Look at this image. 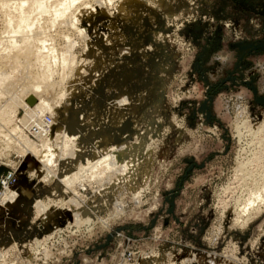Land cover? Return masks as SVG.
Instances as JSON below:
<instances>
[{
  "label": "rangeland",
  "instance_id": "rangeland-1",
  "mask_svg": "<svg viewBox=\"0 0 264 264\" xmlns=\"http://www.w3.org/2000/svg\"><path fill=\"white\" fill-rule=\"evenodd\" d=\"M129 3L75 5H100L79 26L101 23L104 9L122 31L118 45L107 29L72 28L50 30L46 43L56 52L52 102L70 101L63 111L79 119L78 147L104 142L106 183H79L77 202L46 201L58 175L0 138V264H264V209L247 215L237 205L241 188L264 175V0ZM9 36L0 27V39ZM139 143V167L123 178L121 155Z\"/></svg>",
  "mask_w": 264,
  "mask_h": 264
},
{
  "label": "bare ground",
  "instance_id": "bare-ground-1",
  "mask_svg": "<svg viewBox=\"0 0 264 264\" xmlns=\"http://www.w3.org/2000/svg\"><path fill=\"white\" fill-rule=\"evenodd\" d=\"M108 1L110 2L112 0ZM121 1H123V3L125 1L126 4L129 2L134 3V0ZM77 3L78 0H0V27L2 34L10 35L6 40V37L4 40L0 39V138L4 139L7 144H11L12 146L15 144L13 140L16 139L24 151L35 152L32 153L36 154L39 159L37 157L36 158L43 163V169L41 171L44 169H50L51 171L47 172H50L51 175L53 172L58 175V177L55 178L56 183H58V187H55V193L51 197V199H55L46 200L52 202H55L53 200H56V198L62 194L69 196L68 201L71 203L72 201H80L81 196H79L80 194L76 190L78 187L77 185L79 183H83L84 181L92 182L94 177H97L98 183L102 184L104 182L105 184V173L109 170V165H106V167L103 166L106 164L105 159L108 157V154L104 155L102 152L107 150L102 148L104 142L101 143L102 145H99V142L101 141L98 140V142L96 141L97 139L93 137V144H95L87 152L85 148L78 147L76 140L72 138L71 133L75 130L77 131L80 122L79 119L73 122L69 121V119L64 116L63 109L64 107L70 106V101L64 104L52 102L54 101L52 91L56 84L54 83L55 81H52L53 66L57 63L52 66L50 63L51 61H49L55 57L53 53L55 50H53V48H49L46 44L51 36H49L50 30L58 28H72L79 29L81 34L82 32L89 33V31L96 34L104 29H107L110 34L111 32H117L114 24L111 25L110 21V24L108 23L109 19L107 18L106 12L103 8V10H101L103 15L102 17H106L108 20L103 18L102 22L100 21L101 23L92 28L89 27L90 23L88 22L91 20L89 21L88 17L92 16L91 14L98 10L99 8L97 7H100V5H98L95 9L87 7L79 9L75 7ZM159 5L163 7L164 3H160ZM123 6L124 5L119 3L116 7L118 8V11H121L119 12L120 17L121 13L125 10ZM122 14L124 15V12ZM83 17L84 19L87 17L88 22H85L87 27L82 29V27L79 26V21H81ZM133 18L137 17L133 16ZM126 19L128 20V18L125 17V20L123 19L124 21H122L125 22ZM111 26H113V28ZM121 32L119 31L120 35L122 34ZM120 35L116 33L114 36L116 44L121 41L120 38H123ZM110 37L112 38V35ZM103 41L104 43L106 42L103 39L101 40L100 45H104ZM61 55V66L64 68L61 69L64 71L67 67L69 59L66 57L65 53L62 52ZM61 79L63 80V78ZM62 80L59 81V83H62ZM61 83L57 84L60 86ZM74 91L70 94L73 95ZM60 97H62V95ZM17 108H21L24 111V116L19 120L20 129L14 125V122H17ZM44 114H48L51 118L48 132L45 137L41 136L33 140L24 132L21 126H25V124L31 119H40ZM72 116L78 117L77 113H74ZM97 120L99 119L96 118V120L93 121ZM120 120V117L117 116L114 120L110 121V124L118 125ZM60 136L63 140L58 144L57 138ZM143 152L144 146L142 143H139L128 147V151L126 153H121V157L124 159H126L125 156L127 157L126 162L124 160L126 165L122 164V166L124 165L127 167L125 169L129 170L127 171V174L124 173L126 175H123V178L124 176L125 178L133 176L132 174H134L139 167V161ZM70 159L72 162L70 163L69 171H55L53 168L56 162L64 165L66 168L69 167ZM95 160L97 161L95 162ZM122 169L124 170H122L123 172H126L124 167ZM120 172L119 175L123 173ZM256 178L257 179H250V182H247L245 186L243 185L244 188H241L238 193L239 196L237 197V205L242 206L241 212L243 211L247 215H249V212L259 213L262 209H264L263 173ZM10 188L12 187H8L6 191ZM21 190H24L23 186H21L19 191ZM36 202V204H41L42 201ZM22 207L25 212L29 210V204L22 203Z\"/></svg>",
  "mask_w": 264,
  "mask_h": 264
},
{
  "label": "built area",
  "instance_id": "built-area-1",
  "mask_svg": "<svg viewBox=\"0 0 264 264\" xmlns=\"http://www.w3.org/2000/svg\"><path fill=\"white\" fill-rule=\"evenodd\" d=\"M50 123V116L48 114H44L40 119L29 120L25 126H21V128L31 139L35 140L37 137L46 136ZM2 184L5 185L6 189L8 188L6 181L2 182Z\"/></svg>",
  "mask_w": 264,
  "mask_h": 264
}]
</instances>
